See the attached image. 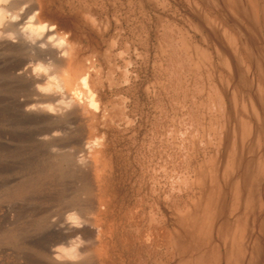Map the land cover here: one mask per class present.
<instances>
[{"label": "bare ground", "instance_id": "obj_1", "mask_svg": "<svg viewBox=\"0 0 264 264\" xmlns=\"http://www.w3.org/2000/svg\"><path fill=\"white\" fill-rule=\"evenodd\" d=\"M231 1L234 7L240 6L242 2ZM249 1L250 8L254 6L257 9L256 5H252L257 0ZM25 3L28 6L23 8ZM48 3L45 0L0 2V33L3 34L0 36V51L18 49L25 53L24 59L15 68V75L27 85H23L26 91L24 100L20 103L22 115L69 119L82 125L86 133L80 145L76 146L81 154L77 155L78 159L74 158L73 166L87 176L91 173V179L75 181L74 194H67L65 201L62 200L65 202L63 214L48 222V231L53 241L44 251H37L38 255L48 264H264V58L256 52L254 44L242 42V36L238 33L241 31L239 23L233 21L234 31H229L220 23L207 18L195 3H186L190 14L196 15L198 19L193 24L186 17L193 34L188 31L190 28L187 31L183 29V33L178 31L177 40L174 38L175 45L170 39L167 43H162L159 52L161 55L168 53L172 64L170 70L165 67L166 71L171 72L169 87L167 90L156 82L159 85L146 87L145 95L156 103L153 108L156 110L155 118L161 112L164 94L167 99L170 98L171 104L178 97L180 101H177V106L183 108L189 99L195 107L191 105L194 109L188 110L186 120L183 119L182 122L178 121L179 117L176 115L168 124L164 120L166 125L161 128L163 139L160 133H154L149 143L147 142L148 152L144 154L145 175H142L144 178L134 183L131 181L133 205L123 211L122 200L121 203L117 200L111 181L106 179L113 169L107 121L114 111L111 108L112 101L104 99L105 86L101 72L98 74L97 64L98 59H101L108 66V74L111 76L113 68L109 64L113 57H118L121 69L116 80L119 82L117 85H121L128 83L135 73L137 60L143 54L137 52L135 41L131 42L122 36L121 22L126 21V16L107 13L104 16L90 2L87 5L69 1L68 6L66 4L71 12L69 14L74 15L78 29L88 37L89 44L85 47L80 41L76 42L72 33L59 27L56 22L58 19L55 18L54 21L47 17V12L51 9ZM11 16L19 19L12 21ZM112 24L116 27L115 34L107 36V30ZM24 25H30L32 31L22 32ZM8 33L13 34L15 42L7 38ZM196 35H199V40ZM119 44L122 52L115 53L116 45ZM102 47L105 48L104 52ZM146 56L145 54L144 57ZM37 62L46 64L51 69L49 75L55 77L53 91L49 94L41 93L36 88L37 84L44 85L47 82V77L41 75L37 78L33 74L29 65ZM189 65L200 72L197 74L198 83L195 80L191 88L186 83L189 76L186 78L184 73V67ZM196 73L193 74L195 79ZM125 102V98L119 99L118 111L125 109ZM47 103L56 106L54 114L39 108L36 111L26 110L27 105ZM123 112L121 114L125 117L126 126L132 124L129 117L131 114L127 116ZM211 124L214 128L212 136L206 130V126L210 127ZM150 132L152 131L149 134ZM51 133H47V139H42L54 143L62 135ZM120 133L122 135L121 129ZM162 140H166L169 147L172 143L179 148L186 145V149H180V152H184L178 163L175 160L177 155L169 156V167L161 166L165 181L159 180L160 174L158 175L153 165L155 158H152L155 154H162L157 148L159 146L155 149L157 141L162 144ZM53 146L56 147L57 155L64 148L60 144ZM199 146L206 153L209 152L206 155L208 160H204L196 168L193 166L194 170H190V174L188 169L194 157L200 153ZM57 155L55 163L52 162L54 165H70L68 157ZM53 164L49 171L54 170ZM222 169L224 173L220 172ZM42 171L38 175L44 176L45 172ZM57 182L59 180H32L31 183L16 188L13 193L20 197ZM181 197L184 198V204L176 210L173 202ZM69 212L77 213L81 222L86 225L81 228L69 225L60 227L65 222V214ZM55 216L58 217V214ZM168 218L174 226L171 231L168 230ZM77 235L82 241L74 253L77 259L57 260L53 246H71L70 241Z\"/></svg>", "mask_w": 264, "mask_h": 264}, {"label": "rangeland", "instance_id": "obj_2", "mask_svg": "<svg viewBox=\"0 0 264 264\" xmlns=\"http://www.w3.org/2000/svg\"><path fill=\"white\" fill-rule=\"evenodd\" d=\"M45 1L46 3H48L49 1L51 2L48 3L49 9L50 8L51 9L47 12V17L50 19L52 18V20H54L55 18H56L55 20L58 19L56 22L59 25V27L63 31L66 32L68 31L72 33L75 36L76 42L80 41L81 44L85 47L88 46L89 44L88 37L86 33L78 29L77 24L75 22V17H73L74 15L69 14L71 13L69 11V8L67 7L68 6L67 3L69 1H73L75 4L79 2V4H87V5H90L89 4L90 2L91 5L95 6L98 9V11L100 10L99 12L103 13L104 16L106 13L109 15L116 14L119 16L122 15L126 16V21L121 22L123 28L122 36L123 38H128L131 42L135 41L134 44L137 52H139L141 55L143 54L142 58H140L139 61L137 60V64L134 66L135 73L132 74L128 83H121V85L120 84L117 85L119 82L116 80L119 77L118 74H120V69H121L119 68L121 63L120 60H118V57H113L112 63L109 64L113 68L111 76L108 74V70H107L108 66L102 63L103 61L101 59H98V64H97V70L99 71L98 74L100 75L101 72L102 82L105 86L104 99L112 101L111 108L114 111V114L107 121V124L109 125L107 131H108V139H110L109 140L111 147L110 154L112 155L111 160H112L113 169L110 171V173H108L109 176H107L106 179L111 181L110 183L112 185V188L115 189L117 200L120 203H121L120 200H122L123 203L122 205H124V207L122 208L123 211L125 210L127 211L133 205V201H131L132 200L131 188L133 187L134 181L143 180L144 178L142 177V175L143 176L145 175L144 156L148 152L147 146L152 135L154 133L155 134L160 133L163 139V135H162L163 133L161 128L164 125H166V123L168 124L171 118H173V116L175 115L177 116V118L179 117L178 121L180 122H182L183 119L186 120L185 117L187 116L186 114L188 110L193 108L191 107V105L192 106L195 105L192 102V100L190 101L189 99H187V102L184 103V107L181 108L179 104L178 105L180 107L177 106V101H180L178 97L177 98L175 97L176 102H173L174 104L173 103L171 104V101H169L170 98L167 99L168 98L167 95L163 93L164 94L162 99L163 105L161 104V112L160 113L157 112L158 118H155L154 116H156V110H154L153 108L156 103L152 102V99L148 98L147 95H145L146 87L151 85L161 84L159 86L161 87L165 86L168 90L169 87L168 84L170 82L169 79L171 75V72L169 70L171 69L172 64L170 63L171 60L168 59V55H167L168 53H166V55H161L159 52V48L162 45V43L163 44L164 42L167 43V40L169 39L174 44L175 40H177L178 37L176 36L178 35V31L180 32L184 30L187 31L190 28L189 23H187L188 21L186 17H188V19L190 18L193 24L197 23L198 19L196 15L190 14L188 5L195 3L201 8L203 13L207 16V18H209L211 21H216L220 23L225 28L229 29V31H234L233 21L238 22L241 29V31L238 33L239 35L241 34L242 36V42L243 43L248 42L252 45L254 44L253 47H255L256 52L260 54L261 58H264L263 57L264 56V0H257L256 2L257 4L252 3V5H256L257 9H255L254 6H253L254 9L253 7H251L255 11H252V9L250 8L251 5L249 4L250 3L249 0H242L240 6H236V7H234L231 0H220V1L186 0L189 2H186L185 0H177V1L151 0L152 3L150 0H45ZM25 6H28V3H25L23 5V8H26ZM254 12L256 14H254ZM231 13L236 17V19H234L235 17ZM255 16L257 19L255 18ZM60 18L61 20L59 21ZM115 28L116 27H114V24H112L107 30L106 33L107 36L115 34L116 31ZM188 31H190L193 34V30L191 31V28ZM196 39L197 40L200 39L199 35H196ZM157 46L159 47L157 48ZM104 47H102L104 49V50L102 49V52L105 51ZM115 49H116L115 53L122 52V46H120V44L118 46L116 45ZM248 49L249 47L247 46V50ZM16 51L19 52L16 53ZM22 52L23 51L18 49L16 50L6 49L4 51L3 50L0 51V56H1L0 57V264H40L41 262H42L41 264H48V262L45 259H43L41 255H38L37 251L38 252L44 251L46 248H48L51 245L52 243L51 241H53L50 231H48L49 220H52L53 218L54 219L59 218V216L63 214L65 210L64 197L67 196V194H71V193L74 194L73 188L75 189L76 180L91 179V173L88 174L87 176L86 173L85 174L80 173L81 171L78 170L77 167L75 168V166H73V164L75 163L74 158L78 159L79 156L77 155L81 154L78 153L77 149L79 148L76 146L80 145L83 136L85 135L86 132L84 131L82 125L75 120L49 119L46 117H31L21 114L20 103L22 102V100H24V95H25L24 92L26 90L24 89L25 86L23 85H26V83L15 75V68L17 64H19L24 59L23 57H25V53ZM20 54H22L23 56ZM145 54L147 55L146 57H144ZM143 60H145L146 63L143 62ZM154 61L156 62L155 63L156 65H153ZM166 64L167 66L170 67L168 68ZM192 65H189L191 68L189 66L184 67L185 68L184 73L186 78L189 76L187 78V80L189 81L188 82L186 81L187 86L188 87L190 86L189 88H191L192 84H195V80H197L196 83H198L199 81L197 79V74L200 72L196 71L194 67L192 68ZM165 67L169 69L168 70L169 72L166 71ZM194 72L195 73L197 72L196 79L193 78ZM103 73H105V75ZM190 73L192 74L190 75ZM256 75L259 76L258 73ZM156 82H158L159 84ZM194 96L196 97V95ZM121 97L126 99L124 106L125 109H123L124 112L123 110L118 111L119 99ZM120 111L127 114V116L131 114L129 117L133 125L130 124L126 126L125 117L124 115L122 116ZM158 119L159 122L157 121ZM154 120H156V122ZM164 120L166 121V123L164 122ZM155 124H157V126L161 130ZM154 126L157 127V129ZM209 126L210 127L206 126V130H208L209 135L211 134L210 136H212L213 134L212 132L214 128L212 124ZM120 129L122 135L120 133ZM51 131L52 133L58 132L62 134L61 137L54 143H48V140L42 139V137H44L45 134L51 133ZM149 131L152 132H150L149 134ZM109 134L112 135V139H111V135ZM131 134L133 135L131 136ZM162 141H161L162 144L164 143L163 145L159 141H157L158 143L155 145V149L157 146H159L157 148H159V151L162 154L160 156L155 154V156L154 157L152 156V158H155L153 165L155 171L158 172V175L160 174L158 176L159 180L165 181L166 178L163 176L161 166H165L166 168L169 167L170 165L169 161L171 160V159L169 160V156L174 157L175 155H177L175 160L178 163L179 158L181 159L180 156L184 152V151L182 152L180 151L182 149H186V145L184 147L179 148V146H175V143H172L170 144L169 147V144L165 143L166 140H162ZM56 144L57 145L60 144L61 146L64 147L61 150V152L58 151L59 152L58 155H57L56 147L53 146ZM200 147L202 146H199V148ZM162 148H164L163 149L164 151L162 150ZM65 150H67L68 152ZM199 150L200 153L196 155L192 163H190L191 165L190 167H192L191 169L190 167L188 169V172L190 174L192 172L190 170H194L195 166L197 167V165L199 166L200 164H202L204 160L206 162L208 160L207 156L209 152L206 153V151H204L202 148H200ZM135 152L136 154H134ZM153 152H155V150L150 152V154H152ZM56 155L58 157H62V156L68 157L71 166L67 163L64 164L57 163L54 165L52 162L55 163L54 159L56 158ZM167 163H169V165ZM52 164L54 165L53 166L54 170L49 171L48 169ZM159 167L162 173L160 172ZM41 170H43L42 172H45L44 176L38 175L39 171ZM223 170L224 169H222L220 172H222ZM225 174L227 175V172ZM111 175L113 177H111ZM32 180H59V182L54 184H48L42 187L40 190H38L39 192L38 191L28 192L27 194L20 197L14 195L13 192L16 188L25 184H29L32 182ZM114 182L115 184L116 183L117 184L115 185ZM124 200L125 201L128 200L127 201V203L129 202L128 205H126L127 203ZM130 201H131V205H130ZM183 204H184V198L183 197L178 198L175 202H173V206L175 207L174 209L176 210L180 209L183 206ZM229 209L230 207L228 208V210ZM57 214L58 217L55 216ZM40 217H42V219H40ZM172 223H173L172 220L171 219L169 220L168 218L167 224L169 228L168 230L170 231L171 229L173 230L174 227ZM126 264H130V263L126 262Z\"/></svg>", "mask_w": 264, "mask_h": 264}, {"label": "clouds", "instance_id": "obj_3", "mask_svg": "<svg viewBox=\"0 0 264 264\" xmlns=\"http://www.w3.org/2000/svg\"><path fill=\"white\" fill-rule=\"evenodd\" d=\"M0 2H3V0H0ZM10 18L12 21H16L19 19V17H17V16H11ZM21 30H22V32H31L32 31L30 25L22 26ZM2 35L3 34L0 33V36H2ZM7 38L10 40H13V42H15V39H14V36L12 33H8ZM29 66L32 67V72L34 75L37 76V78H39L41 75L47 77V82L44 85H41V84L36 85V88L38 89V91L41 93H44V94L51 93L53 91L54 82H55V77L49 75V72L51 69L46 64H44L42 62H37L35 65L30 64ZM55 107L56 106L51 104V103L39 104V105L30 104V105L26 106V110L36 111L39 108V109H42L48 113L54 114L55 113ZM52 135H59V133L53 132ZM44 138L47 139L48 134H45ZM65 225H69V226H72L75 228H81V227L85 226L86 224L81 222V218L78 216L77 213L69 212V213L65 214V222L62 223L60 225V227H64ZM77 242H79V243H77ZM81 242H82L81 237L79 235H77L73 241H70L71 246H65L64 244H59V245L53 246L52 250L54 253L57 254L55 256V258L57 260H62L64 258H67L68 260H76L77 256L74 255V253H76L77 246Z\"/></svg>", "mask_w": 264, "mask_h": 264}]
</instances>
